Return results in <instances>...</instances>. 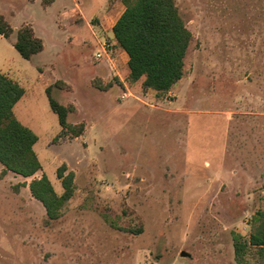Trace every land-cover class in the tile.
Here are the masks:
<instances>
[{"label": "rangeland", "instance_id": "374dc122", "mask_svg": "<svg viewBox=\"0 0 264 264\" xmlns=\"http://www.w3.org/2000/svg\"><path fill=\"white\" fill-rule=\"evenodd\" d=\"M174 1L193 37L184 74L169 93L139 91L140 103L104 82L94 60L90 17L102 2L120 8L118 0H55L51 8L0 0L14 30L0 39V68L12 57L32 64L10 46L15 29L30 24L46 46L32 59L55 61L67 77L52 98L73 108L70 125H88L81 137L58 139L44 91H27L15 106L38 138L42 172L0 173V264H237L234 237L247 240L264 214V0ZM63 25L61 36L55 26ZM51 40L62 43L58 55ZM62 166L74 174V195L48 221L27 184L44 175L60 195Z\"/></svg>", "mask_w": 264, "mask_h": 264}, {"label": "trees", "instance_id": "16d2710c", "mask_svg": "<svg viewBox=\"0 0 264 264\" xmlns=\"http://www.w3.org/2000/svg\"><path fill=\"white\" fill-rule=\"evenodd\" d=\"M34 1V0H30ZM55 0H40L42 6H50ZM123 12L111 31L116 47L128 60L129 84L142 79L143 90L166 93L182 79L184 60L193 37L179 13L174 0H118ZM14 30L0 15V37L8 39ZM14 50L24 60L42 51V41L30 27L23 25L15 31ZM46 89L50 110L56 114L62 132L79 137L83 124L70 125L67 115L73 108L61 106ZM106 90V88L102 89ZM23 88L5 74L0 73V165L2 175L30 178L40 171V164L33 146L36 135L20 124L12 113L14 105L22 98ZM59 168L56 177L62 193L57 195L49 181L42 175L27 185L31 196L41 203L48 221L61 217L74 195V174ZM234 260L237 264H264V214L254 219L248 239L234 237Z\"/></svg>", "mask_w": 264, "mask_h": 264}, {"label": "crops", "instance_id": "0c3cea01", "mask_svg": "<svg viewBox=\"0 0 264 264\" xmlns=\"http://www.w3.org/2000/svg\"><path fill=\"white\" fill-rule=\"evenodd\" d=\"M52 5L44 6V8H51ZM102 5L103 6H102L101 10L99 11V13H97V14L93 15L92 17H90V19H92L93 17L96 18L94 20L96 24L92 26L93 31L95 30V34L97 35L96 38H95L94 47H95V44H96L97 40H100L99 37H103L102 39L110 41L113 46H112L111 52L109 53V57L108 58L103 59L100 62H95V63L99 64L98 66L100 68L102 67L103 69L106 70V74L105 75L99 74L98 73V67L93 71V74H95V75L99 74L100 78L104 82H105V80L107 78H109L110 81L111 80L116 81L118 83V85H120V87H122V86L124 87V89H125V91H123V95L124 96H126V95H128V96H136L135 99H133V100L138 101L140 103H141V101H140L139 97H137L138 95H140L139 91L140 92H142V91L143 92H150V93L153 94V96H157L159 94H162V93L158 94V93H156L153 90H143L142 87H141L142 79L137 81V82H135L134 84H129L128 83V80H127V76H128V73H129V70H128V67H127L128 58H127L126 54L122 50H120L118 47H116V44H115V41H114V37H113L112 31H111L113 25L115 24V22L117 21V19L121 15V13L123 12V7H121V4H120V8L119 7L118 8L117 7L116 8L112 7L111 8V7H109V5L106 4V2H102ZM74 7H78V4H75ZM74 7H71V11L72 12L75 10ZM117 9H119L118 10V14L115 13V11ZM78 12L81 14V11H79V7H78ZM90 19H84L82 17V21L85 22L86 24L88 23V20H90ZM25 25H30V24H25ZM66 25H67V27L73 29V31H76L75 32L76 34H79L80 31H81V29H76L75 26H71L70 24H68V22H66ZM30 27L32 28L31 25H30ZM63 27H64V25H63ZM63 27L55 26V28H57V30L55 29V31L57 32L58 35H61V36H62V34L65 35L66 27H64V28ZM17 29H15V30H17ZM32 30H33V28H32ZM33 32H34V30H33ZM34 35H35V32H34ZM71 36L70 35L68 36L69 44L71 43V41H70L71 40ZM1 38H3V37H0V39ZM3 39H5V38H3ZM14 42L15 41H11V43H10L11 44L10 45L11 48H12V44ZM42 45H43V49L38 54L42 53L45 50L46 46L44 45L43 41H42ZM51 45L55 48L54 51H56V53L55 52H51V56L58 55L59 49L62 47V43L57 42L56 40H51ZM38 54H36V55H38ZM14 59H15L14 57H12L11 59H6L4 61V63H3V65H2V68H0V73L5 74L9 78H11L13 81L17 82L24 90L23 96L29 90H31V91L37 90L38 92L39 91H44V93L46 95V89H48V88L51 89L50 93H52V91L54 89H56V90L58 89L59 90V85H62V83H66L67 82L66 81L67 77L66 76H62L58 71H56V68H55L56 64L54 63L55 61H51L47 65H39V63H36L31 58L33 61L31 59L29 61H31L32 64L28 68H25V67L21 66L18 63V61L15 62ZM34 64H36V65H34ZM88 77H89L88 74H83V78L82 79H85V78L87 79ZM79 81L77 80L76 84H78ZM83 84H84V82H83ZM113 85L114 86H112V88L115 87V84H113ZM110 86L111 85L109 83L108 85H106L104 87H106V89H108ZM130 91L131 92L133 91L132 93H134V95H132ZM170 91H168L166 93H169ZM23 96H22V98H23ZM21 99L12 108V113H13L14 117L16 118V120L20 124H22L23 126H25L26 128H28L29 130H31L34 133V130L31 128L32 126L31 127H30V125L26 126L28 124H26L24 122H23L24 123L23 124L14 114V108L21 101ZM72 104H73V106L75 108H77V104L76 103H72ZM92 104L91 103L89 104L91 108L93 107ZM78 110H79V108H78ZM57 122H58V119H57ZM87 127H88V125H83V131H82V134L79 137L83 136L86 132H88ZM66 134L67 133L62 132V130H61L60 126H59L58 130L56 131V137H59L58 139H60L61 136H66ZM74 138H77V137H74ZM37 141H38V138H37ZM37 141H36V143H37ZM35 144H34V146H35ZM34 146H33V150H34ZM0 168H1V172H2L3 167L1 165H0ZM40 168H41V166H40ZM39 172H42V170L40 169ZM6 174H8V173H6ZM6 174H4V175H6ZM21 178H23V177H21Z\"/></svg>", "mask_w": 264, "mask_h": 264}, {"label": "built area", "instance_id": "2783aa9c", "mask_svg": "<svg viewBox=\"0 0 264 264\" xmlns=\"http://www.w3.org/2000/svg\"><path fill=\"white\" fill-rule=\"evenodd\" d=\"M112 43L108 40H104L103 42H100L97 40L95 47H96V52L94 55V60L96 62H100L103 59H106L109 57V53L112 50ZM124 97V95H123Z\"/></svg>", "mask_w": 264, "mask_h": 264}, {"label": "water", "instance_id": "95a60500", "mask_svg": "<svg viewBox=\"0 0 264 264\" xmlns=\"http://www.w3.org/2000/svg\"><path fill=\"white\" fill-rule=\"evenodd\" d=\"M186 256H187V254L185 252L180 253V257H186Z\"/></svg>", "mask_w": 264, "mask_h": 264}]
</instances>
